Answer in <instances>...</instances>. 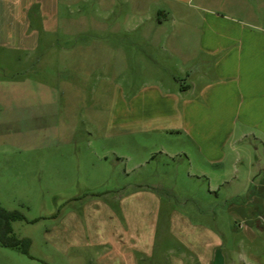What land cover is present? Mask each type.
I'll return each mask as SVG.
<instances>
[{
  "label": "crops",
  "instance_id": "obj_1",
  "mask_svg": "<svg viewBox=\"0 0 264 264\" xmlns=\"http://www.w3.org/2000/svg\"><path fill=\"white\" fill-rule=\"evenodd\" d=\"M95 1L109 16L118 0ZM122 1L135 7L125 12L126 25L106 31L134 37L85 47L91 56L105 49L132 82L121 88L129 120L121 126L159 136L147 162L155 152L171 161L185 154L190 175L206 177L211 191L234 177V191L246 196L237 195L229 218H194L138 187L117 208L88 204L82 219L67 215L72 229L61 242L89 239L103 248L104 264H158L149 260L157 237L179 247L165 243L167 264H264V0ZM58 2L0 0V33H22L24 45L37 49L41 28L58 30Z\"/></svg>",
  "mask_w": 264,
  "mask_h": 264
},
{
  "label": "rangeland",
  "instance_id": "obj_2",
  "mask_svg": "<svg viewBox=\"0 0 264 264\" xmlns=\"http://www.w3.org/2000/svg\"><path fill=\"white\" fill-rule=\"evenodd\" d=\"M133 7L118 0L106 16V6L95 0H59L58 30L41 28L34 50L22 33H0V205L23 213L14 232L31 239L29 253L0 244V264H104L103 248L89 239L61 242L60 234L72 229L64 219H82L88 204L117 208L138 187L158 191L194 218H229L237 195L246 196L234 191V177L211 191L206 177L190 175L185 154L171 161L155 152L158 157L147 162L159 136L130 134L121 126L128 120L121 88L132 82L122 80V66L111 64L105 49H92L91 56L85 47L132 39V33L112 35L106 27H124ZM171 240L157 237L149 260L167 264L166 245L179 249Z\"/></svg>",
  "mask_w": 264,
  "mask_h": 264
},
{
  "label": "trees",
  "instance_id": "obj_3",
  "mask_svg": "<svg viewBox=\"0 0 264 264\" xmlns=\"http://www.w3.org/2000/svg\"><path fill=\"white\" fill-rule=\"evenodd\" d=\"M22 218L24 215L21 211L8 210L0 205V244L29 253L31 239L18 237L13 228V222Z\"/></svg>",
  "mask_w": 264,
  "mask_h": 264
}]
</instances>
